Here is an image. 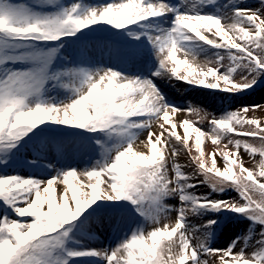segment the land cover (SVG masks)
I'll list each match as a JSON object with an SVG mask.
<instances>
[{
	"label": "snow or ice",
	"instance_id": "6c2138e0",
	"mask_svg": "<svg viewBox=\"0 0 264 264\" xmlns=\"http://www.w3.org/2000/svg\"><path fill=\"white\" fill-rule=\"evenodd\" d=\"M55 2L38 0L48 5ZM239 2L228 0L222 6L227 12L218 7L212 13L202 9L217 5V0H181L176 5L167 0H109L83 11L76 0L54 14L39 15L26 4L0 0V52L26 42L55 43L105 24L126 31L132 40L147 39L157 64L153 77L167 76L230 95L246 93L264 76V0H259L258 8H229ZM169 16V27L147 23ZM205 47L215 51L201 63L199 52ZM55 51L0 56V168L7 173L15 165L13 150H19L25 137L31 139L30 133L36 135L41 125L103 133L115 143L92 166L58 170L46 180L0 175L4 208L0 264H74L92 258L104 264H264V123L248 115L249 111H264V105H244L208 119L209 113L191 104L180 109L167 103L148 77L126 76L112 68L50 74ZM25 60L35 66L9 67ZM62 76L71 78V84L61 86L71 87L72 97L56 103L43 99L46 87ZM178 112L195 114L198 122L208 119L210 131L205 133L185 119L179 121L183 136L179 135L177 123L170 119ZM153 123L158 133L151 130ZM144 130H148L147 138L139 140ZM190 131L195 135L192 147ZM205 136L214 145L227 139L223 150L218 147L208 153L207 160L202 149ZM241 148L253 160L259 155L255 168L245 166ZM181 152H187L189 165L195 166L192 174L176 162ZM199 184L213 192L234 189L239 199H209L189 192ZM167 197L180 201L173 221L168 219L172 207L164 203ZM97 201H124L152 227L132 229L111 249L68 247L70 225ZM205 210L234 212L259 224V239L251 246L254 250L246 252L253 233L238 237L227 248L209 247L206 232L216 221L209 219L200 228L188 224L190 215ZM241 240L244 246L238 247Z\"/></svg>",
	"mask_w": 264,
	"mask_h": 264
},
{
	"label": "rangeland",
	"instance_id": "374dc122",
	"mask_svg": "<svg viewBox=\"0 0 264 264\" xmlns=\"http://www.w3.org/2000/svg\"><path fill=\"white\" fill-rule=\"evenodd\" d=\"M13 2L26 4L32 11L39 15H51L61 7L75 3L76 0H56L53 5L41 4L38 3V0H13ZM108 2L109 0H80L81 10L83 11L88 7L99 6ZM167 2L176 5L181 3V0H167ZM226 3H228V0H219L217 1V5L210 8L217 11V8L221 7L222 11L227 12L229 9L222 8ZM232 6L258 8L259 0H240L239 3L230 5L229 8ZM147 23L156 25L163 24L164 27H169L171 17L169 16L167 20L158 18L156 21ZM133 27L135 31H141L140 28ZM104 32L107 33V36H96ZM52 48H55L56 51L53 53L51 63L49 64L50 74L62 73L69 69L79 68L88 71H94L98 68H112L126 76H139L143 78L147 77V75H152V72L157 67L151 45H149L146 38L141 37L140 40H132L126 31L117 30L105 24L93 25L91 28L84 29L83 33H77L75 36L67 37L55 43L26 42L20 48L0 52V56L36 52L47 53ZM214 51V49L205 47L203 51L199 52V55L204 58L198 61L203 63L205 58L211 57ZM33 66H35L34 62L30 60L17 61L9 65L10 68L21 70ZM159 81L165 85H172L175 81L182 82L175 79L170 80L167 76L159 77ZM263 81L264 76L258 80L257 84L251 90L249 89L246 93H238L235 95L202 87H193L182 82L191 87V89H195V91L188 92L187 97L177 90L173 91L172 94L179 97H186L182 107L183 109H188L191 104L192 107L200 108L203 112L209 113L208 119H211L212 116L218 118L227 111H236L244 105H264ZM62 83L71 84V78L62 76L59 81L51 82L43 92L42 98L45 100L51 99L54 103L69 100L73 94L71 87L64 88L61 86ZM213 97H217V99ZM248 115L264 123V111L259 109L255 112L249 111ZM170 119L177 123L176 130L181 136H183V131L179 127V121L185 119L193 121L195 126L203 129L205 133H208L211 127L208 119L198 122L199 118L195 114L187 112H182L181 115L176 114L170 117ZM167 127L169 126L166 125ZM40 129L36 131V135L29 134L31 139L25 137L20 145H18V151L13 150L15 152V165L7 169V173H5L4 169L0 168V175L18 174L21 176H35L37 179L46 180L50 176L55 175L58 170L65 168L84 169L92 166L95 162L103 158L102 154L105 149L111 148L115 143L112 138L103 133H89L79 129L64 128L51 124L48 125V128L43 129V131H40ZM151 130L156 133L159 132L156 123H153ZM147 135L148 130L142 131L139 134V140H146ZM189 136V147H192L195 135L190 131ZM237 138L242 140L250 139L248 137L233 136V139ZM97 140L100 141L99 144L96 143ZM225 144H227V139L221 141L219 145H214L207 136L202 137V149L205 154V159H208V153L215 151L218 147L223 150ZM230 149L231 146L229 145ZM240 154L246 161L245 166L249 168H255V162H258L260 159L257 154L253 160L248 153L244 152L243 148L240 149ZM192 155H196L194 149ZM176 162L183 166V171L187 174H192L195 166L189 165V155L187 152H181ZM208 162L211 163V161ZM217 163L218 166H223L220 157H217ZM197 179L202 180L203 177H197ZM192 191H195L198 195H208L209 199H239L234 189L213 192L206 184L197 185L195 190L189 189V192ZM164 203L171 205L172 211L168 214V219L169 221H173L175 209L180 206V201L176 197H167ZM8 211L10 213V210ZM3 213V205L0 204V214ZM209 219L216 221L206 232L209 247L227 248L238 237L253 233V238L250 240V246L246 248V252L250 254L254 250L251 246L255 245L256 239H259L258 233L261 228L259 224H253L245 216L238 215L234 212H211L206 210L198 211L196 214L190 215L188 217V224L190 227L200 228ZM70 227L72 231L70 233L71 240L67 242L68 247L99 250L115 247L134 228L138 227L147 231L152 226L146 224L144 218L138 216L132 210V206L124 201H97L86 209L81 217L74 224L70 225ZM197 235L201 234L198 232ZM238 242L240 243L238 247L244 246L243 240ZM204 258L206 257H202V259ZM74 264H104V262L92 258L76 261Z\"/></svg>",
	"mask_w": 264,
	"mask_h": 264
},
{
	"label": "bare ground",
	"instance_id": "6f19581e",
	"mask_svg": "<svg viewBox=\"0 0 264 264\" xmlns=\"http://www.w3.org/2000/svg\"><path fill=\"white\" fill-rule=\"evenodd\" d=\"M217 1H219V0H217ZM189 2H191V0H189ZM212 6L213 5H209L208 7L203 8L202 11L215 13L216 11L210 8ZM177 56L180 58H183L182 54L179 52L177 53ZM203 58L204 57L199 55L198 60L203 59ZM147 77L153 81V83L159 89L160 93L163 95V97L167 103L173 104L180 109H183L182 107H183L185 99L187 97V93L195 91V89H191V87L183 84L182 82H176L175 81L172 83V85H170V84L165 85L164 83L159 81V77H153L152 75H147ZM176 90L182 92V94L185 95L186 97L185 96L179 97V96L173 95L172 92L176 91ZM213 98L217 99V97H213ZM181 113L182 112H178L177 114L181 115ZM181 131H183L182 128H181Z\"/></svg>",
	"mask_w": 264,
	"mask_h": 264
},
{
	"label": "trees",
	"instance_id": "16d2710c",
	"mask_svg": "<svg viewBox=\"0 0 264 264\" xmlns=\"http://www.w3.org/2000/svg\"><path fill=\"white\" fill-rule=\"evenodd\" d=\"M40 128H42V129H46V128H48V125H41ZM40 128H39V129H40ZM35 131H38V129L35 130Z\"/></svg>",
	"mask_w": 264,
	"mask_h": 264
}]
</instances>
